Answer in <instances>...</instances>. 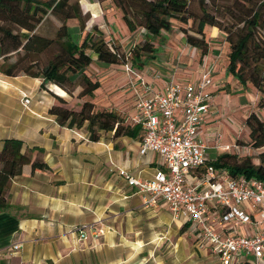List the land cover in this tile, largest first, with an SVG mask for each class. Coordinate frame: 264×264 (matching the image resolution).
I'll return each instance as SVG.
<instances>
[{"label":"crops","instance_id":"1","mask_svg":"<svg viewBox=\"0 0 264 264\" xmlns=\"http://www.w3.org/2000/svg\"><path fill=\"white\" fill-rule=\"evenodd\" d=\"M78 2L89 19L84 30L76 19L66 21L69 31L76 34V42L95 25L106 41L120 44L125 52L144 39L142 28L129 31L110 0ZM180 27L174 20L170 30L155 37L154 56L141 68L134 67L139 78L153 90H162L171 78L184 82L208 72L209 114L199 133L206 157L214 162L226 153L251 155L233 145L247 142L245 120L251 112L264 119V112L257 108L259 92L228 71V47L222 31L205 26L209 46L202 55L186 42ZM87 51L92 61L86 72L100 83L91 101L98 108L117 111L124 123L134 128L128 117L134 90L124 64L105 63ZM139 78L132 81L142 89ZM40 84V78L0 74V148L6 138L20 139L28 147L42 148L38 157L50 168L31 173L25 166L23 173L9 182V207L0 211V264H201L202 255L220 264L207 247L197 246L196 230L186 216L175 218L162 201L156 207L144 208L141 194L119 175L118 170L124 169L149 179L162 166L158 153H140L142 131L118 137L108 132L98 141H90L83 129L60 126L48 112L56 103L55 95L67 102L72 97L57 85L42 89ZM25 96L29 98L27 105L22 102ZM181 114L177 110L178 118ZM197 173L191 172L187 180L193 181ZM98 221L110 230L94 246L91 241L79 242L70 232L76 225ZM214 226L221 233L237 234L235 225L215 221ZM241 227L246 235L254 232L253 224ZM161 252L155 259V253Z\"/></svg>","mask_w":264,"mask_h":264},{"label":"trees","instance_id":"2","mask_svg":"<svg viewBox=\"0 0 264 264\" xmlns=\"http://www.w3.org/2000/svg\"><path fill=\"white\" fill-rule=\"evenodd\" d=\"M110 1L120 10L129 31L142 28L145 32L144 39L127 52L120 44L106 41L96 25L81 42L71 38L66 21L76 19L80 30H84L89 19V14L82 13L78 0H0V74L40 78L42 89H47L48 84L62 88L80 104L70 108L69 102L55 95L56 103L49 108V114L60 126L83 129L90 141H98L108 132H112L113 137L134 135L140 131L139 126L130 128L120 113L98 108L91 101L100 83L86 72L92 61L87 50L105 63L129 61L134 67L141 68L156 52L155 37L161 31L170 30L171 19H176L181 23L186 42L199 49L202 55L209 46L205 26H215L223 32L228 47V71L239 82H250L257 89L260 94L257 108L264 112V0H230L223 12L218 7L215 10L207 8L200 0L199 13L190 10L193 0ZM49 14L60 21L53 36L37 32ZM225 17L226 22L219 20ZM77 88L79 91L75 95ZM245 124L248 128L245 144L257 150L256 156L226 153L211 163L225 167L232 176L264 180V119L253 111ZM42 151L39 147L26 146L17 138L3 140L0 148V211L9 207L6 197L9 182L21 175L25 166L30 167L31 173L50 170L38 157Z\"/></svg>","mask_w":264,"mask_h":264},{"label":"built area","instance_id":"3","mask_svg":"<svg viewBox=\"0 0 264 264\" xmlns=\"http://www.w3.org/2000/svg\"><path fill=\"white\" fill-rule=\"evenodd\" d=\"M124 70L134 90L128 117L142 131L139 151L158 153L162 166L149 179L124 169L118 170L119 175L141 194L144 208L156 207L162 201L175 218L186 216L196 230L197 246L207 247L220 264H264V180L232 176L225 167L214 166L199 136L209 114V73L184 82L171 78L162 90H153L131 63H124ZM134 77L142 81V89L134 85ZM22 102L29 104V98L25 96ZM177 110L182 113L180 118ZM233 147L249 150L246 144ZM193 171L198 173L188 181ZM215 221L235 226L253 224L254 232L224 234L216 231ZM109 230L98 221L76 225L70 232L79 242L91 241L94 246Z\"/></svg>","mask_w":264,"mask_h":264},{"label":"rangeland","instance_id":"4","mask_svg":"<svg viewBox=\"0 0 264 264\" xmlns=\"http://www.w3.org/2000/svg\"><path fill=\"white\" fill-rule=\"evenodd\" d=\"M202 2L207 6V8H210V9H213L215 10L217 7L219 8V11L222 12L224 11V9L226 8V6H228L230 4V0H202ZM225 6V7H224ZM223 8V9H222ZM190 10L195 12V13H199L200 12V0H193L191 3H190ZM119 11V10H118ZM218 11V13H219ZM174 20L176 19H171V22H173ZM219 20H221V22H226L228 19L225 17L224 19L220 18ZM58 24V25H57ZM60 25V21L57 20L54 16H52L51 14L48 15V17L41 23V25L39 26L37 32L40 33V34H43V35H46V36H53L54 35V31L56 29L57 26ZM70 35H71V38L73 40H76V34L70 30ZM49 54H47L46 56H48ZM80 104L79 101L75 100V99H71L69 101V105L68 107L70 108H73V107H77L78 105ZM247 154H251L252 156H256L257 154V150H247ZM240 156H243V155H240ZM236 231L237 233L239 234H245L243 233V229L240 226H237L236 227ZM104 236V235H103ZM101 236L99 238V240L101 241V238L103 237ZM187 241L189 243H192V237H187L186 238ZM99 242V241H98ZM97 242V243H98ZM94 245H96L94 243ZM163 252L161 253H155V259L157 257H160L162 255ZM199 255V254H198ZM200 256V255H199ZM201 260H200V263L201 264H218L212 257L210 256H207V255H202L200 256ZM154 264H157L156 261H154Z\"/></svg>","mask_w":264,"mask_h":264}]
</instances>
